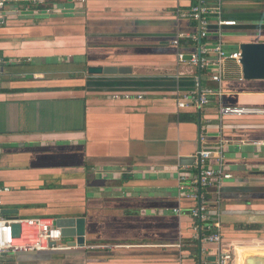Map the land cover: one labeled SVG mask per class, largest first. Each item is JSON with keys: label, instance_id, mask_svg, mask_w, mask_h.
I'll list each match as a JSON object with an SVG mask.
<instances>
[{"label": "crops", "instance_id": "1", "mask_svg": "<svg viewBox=\"0 0 264 264\" xmlns=\"http://www.w3.org/2000/svg\"><path fill=\"white\" fill-rule=\"evenodd\" d=\"M223 1L225 17L238 22L224 29L226 51L264 41V0ZM196 2L62 0L49 11L5 7L0 186L11 191L2 195L3 209H17L19 217L86 219L85 247L11 252L5 264L212 262L217 245L195 237L188 213L174 212L197 206L191 189L181 188L177 169L207 147L221 152L233 176L206 190L211 221L233 248V264L264 256V113L218 115V105L263 109L264 80H239L240 68L229 62L232 73L219 84L211 72L178 63L172 41L197 26L178 19L176 7ZM216 30L214 18L205 43L216 42ZM181 42L182 51L195 50ZM94 66L130 71L89 74ZM199 87L220 95L209 106L179 110L176 93ZM254 224L257 234L245 228Z\"/></svg>", "mask_w": 264, "mask_h": 264}, {"label": "built area", "instance_id": "2", "mask_svg": "<svg viewBox=\"0 0 264 264\" xmlns=\"http://www.w3.org/2000/svg\"><path fill=\"white\" fill-rule=\"evenodd\" d=\"M62 0H0V27L6 22L7 14L5 7L8 4H15L29 8L31 6H42L51 9V6ZM75 3H84L85 0H69ZM178 2L181 0H177ZM224 1L214 0L210 3L207 0H197L195 4L188 7L177 6L175 15L178 19L194 21L197 29L193 33H178L172 41V46L177 49L178 63H187L189 66L197 67L203 71L211 72L213 81L221 84L223 80L232 72L229 70L228 63L231 62L240 68L237 73L239 80H244L242 72V52L240 49L226 51L223 37L225 28H234L238 25L235 19H228L224 15ZM216 20L217 36L216 42L212 45L205 43L210 35L211 19ZM186 40L195 45V50L186 53L182 51L181 41ZM5 63L0 57V67ZM220 95L219 92L211 88L177 92L174 100L179 110L190 108H202L209 106L213 95ZM125 99L134 98L130 95L123 96ZM142 99L143 96H136ZM264 113V108H253L245 106H223L218 105V115L220 118L228 116H243L249 114ZM217 154V166H211L209 160ZM223 156L217 149L202 148L193 155L191 165L182 166L177 169V175L181 183V188L191 189L189 198L196 201L197 206L184 211L179 208L174 212L177 215L188 213L195 219V237L204 243L217 245L215 260L212 262L201 261L191 264H233V248L224 244L220 233V225L210 222L211 217L208 212V199L206 190L212 186H219L223 182L232 179V174L224 170L222 165ZM181 169H192L194 173L182 172ZM190 186H185L186 182ZM10 187L0 186V264L4 263L5 255L17 251H61L72 248L63 242L62 231L56 225V219L52 217H6L3 213L2 195L9 193ZM20 225V235H13V225ZM97 247H103L98 245Z\"/></svg>", "mask_w": 264, "mask_h": 264}, {"label": "water", "instance_id": "3", "mask_svg": "<svg viewBox=\"0 0 264 264\" xmlns=\"http://www.w3.org/2000/svg\"><path fill=\"white\" fill-rule=\"evenodd\" d=\"M242 52V72L245 80H264V41L257 42H242L239 46ZM128 67L116 66H94L89 67V74H99L112 76L117 74L129 73ZM5 214H15L13 218H17L18 210H4ZM56 225L62 231L64 239H70L69 244L72 247L86 246V219L84 217H61L56 219ZM13 235H20V225H13ZM201 256V255H200ZM201 259V257H200ZM215 258L212 257L211 261ZM201 262V260L199 261ZM247 264H264V256L250 255L247 259Z\"/></svg>", "mask_w": 264, "mask_h": 264}, {"label": "trees", "instance_id": "4", "mask_svg": "<svg viewBox=\"0 0 264 264\" xmlns=\"http://www.w3.org/2000/svg\"><path fill=\"white\" fill-rule=\"evenodd\" d=\"M230 19H232V17L230 16ZM190 22H192V24L193 25H196L197 26V23L196 22H194V21H190ZM249 81V80H248ZM206 198L208 199V197H207V194H206ZM208 212H209V215L211 214L212 215V213L208 210ZM215 213V212H214ZM5 215V214H4ZM211 215H210V217H211ZM216 215V214H215ZM6 217L8 216V215H5ZM210 222H212V221H210ZM240 230L242 231H244L245 229L243 228V226H241L240 225ZM247 230H250V231H253L255 234H257L258 232H259V230H260V227H258V225L257 224H254V225H248V227H245ZM220 233H221V235L223 236V234H222V232L220 231ZM224 237V236H223ZM196 261V259L194 260V262Z\"/></svg>", "mask_w": 264, "mask_h": 264}, {"label": "rangeland", "instance_id": "5", "mask_svg": "<svg viewBox=\"0 0 264 264\" xmlns=\"http://www.w3.org/2000/svg\"><path fill=\"white\" fill-rule=\"evenodd\" d=\"M70 239H63V242L67 243Z\"/></svg>", "mask_w": 264, "mask_h": 264}]
</instances>
